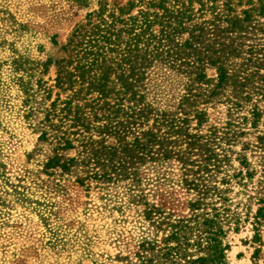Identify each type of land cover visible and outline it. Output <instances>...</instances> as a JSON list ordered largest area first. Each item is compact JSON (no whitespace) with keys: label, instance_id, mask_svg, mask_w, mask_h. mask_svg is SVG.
I'll return each mask as SVG.
<instances>
[{"label":"trees","instance_id":"obj_1","mask_svg":"<svg viewBox=\"0 0 264 264\" xmlns=\"http://www.w3.org/2000/svg\"><path fill=\"white\" fill-rule=\"evenodd\" d=\"M70 1L88 7L91 0ZM217 1L99 3V9L87 14L86 24L78 25L62 48L71 53L70 59L55 62L61 65L56 87L67 85L64 91H72L73 97L61 103L63 108L58 107V98L37 123L41 140L52 147L46 173L70 175L78 165L95 168L92 175L78 179L81 185L88 180H135L148 162L176 160L182 165L184 185L195 196L189 203L192 216L174 219L145 204L146 219L156 232L139 245L142 264H228L230 247L225 239L232 225L240 224L233 209L234 185L246 186L244 171L249 179L254 175L241 153L237 160L243 170L231 174L234 126L203 131L207 113L200 106L227 97L229 112L234 114L247 102L253 104L255 95L264 97V23L255 17L256 13L264 16V0H258L259 6L249 0L250 7L239 14L232 0H226L223 14L218 13ZM196 10L216 15L195 22ZM155 62L188 78L186 93L174 110L148 101L146 73ZM52 64L51 59L42 64L45 72ZM209 70L216 71L215 78L208 76ZM76 98H84V105L74 106ZM59 111L63 115L56 123ZM250 113L257 128L262 118L258 104ZM243 121L248 122V116ZM77 148H81L79 158L67 157ZM253 148L264 158V132ZM258 200L263 207L255 216L253 243L261 245L258 226L264 219V193Z\"/></svg>","mask_w":264,"mask_h":264},{"label":"rangeland","instance_id":"obj_2","mask_svg":"<svg viewBox=\"0 0 264 264\" xmlns=\"http://www.w3.org/2000/svg\"><path fill=\"white\" fill-rule=\"evenodd\" d=\"M105 1L112 6L129 0H91L88 7L70 0H0V264H142L137 256L139 245L156 232L146 219L145 204L174 219L192 216L189 203L195 196L187 191L185 170L176 160L148 162L137 179L112 183L88 180L79 184L78 179L95 173V168L81 165L70 175L58 171L50 176L45 171L52 147L41 140L37 123L44 120L58 98L57 105L63 108L61 103L73 97L72 91H64L67 85L56 87L61 65L55 62L70 59L71 53L62 48L75 28L86 24L87 14L97 11L99 3ZM248 1L232 0L237 14L250 7ZM253 1L254 6L260 5ZM225 2L217 1L218 13L223 14ZM195 7L198 10L199 5ZM215 15L197 12L195 22L213 20ZM255 17L264 23V16L256 13ZM50 59L53 64L45 72L42 64ZM208 76L215 78L216 71L209 70ZM146 80L148 101L160 109L173 110L189 83L185 75L160 62L150 67ZM226 100L223 97L200 106L207 113L203 131L233 124L231 135L236 140L230 172L243 170L237 160L240 153L254 170L252 179L244 171L246 186L234 185L233 209L240 224H233L225 239L230 247L227 262L264 264V219L258 226L262 244L253 243L255 216L263 207L258 199L264 193L263 153L253 146L264 132V97L255 95L253 104L247 102L234 114ZM84 102V98H76L73 105ZM255 103L262 111L257 128L252 126L250 113ZM62 115L59 111L54 122ZM244 116L248 122L243 121ZM247 145L250 148L245 151ZM80 152L77 148L66 155L79 158Z\"/></svg>","mask_w":264,"mask_h":264}]
</instances>
